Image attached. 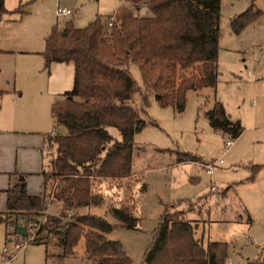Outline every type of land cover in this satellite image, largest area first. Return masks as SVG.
Returning <instances> with one entry per match:
<instances>
[{"label": "trees", "instance_id": "1", "mask_svg": "<svg viewBox=\"0 0 264 264\" xmlns=\"http://www.w3.org/2000/svg\"><path fill=\"white\" fill-rule=\"evenodd\" d=\"M125 1L134 6L145 4L150 15L138 16L130 7L120 5L109 27L96 15L81 27L65 20L56 35L51 29L44 37L43 67L52 60L68 59L76 66L74 84L50 105L51 115L64 131L47 135L56 155L49 157L41 171L43 190L48 178L59 180L54 191L61 201L59 213L46 214L45 222L37 228L57 236L61 252L52 264H61V257L72 253L80 236L92 264L130 263L121 243L104 234L114 227L112 223L74 209L101 201V193L93 188L95 178L113 179L130 173L133 135L146 122L155 123L146 117L147 93L159 106L180 112L186 90L213 86L218 80L220 0ZM19 6L11 11L20 12ZM6 11L0 0V12ZM262 14L251 3L230 18V27L238 33ZM129 63L137 65L141 86L131 76ZM204 115L211 128L232 138L243 129L220 100H214ZM178 158L199 160L189 153H180ZM169 208L164 205L138 264H225L227 242L209 240L203 245L193 234L194 224L182 217L184 211L174 208V203H169ZM44 210L42 193L27 194L19 177L5 189V210L0 213L5 234L11 232L8 226L16 224L7 221L8 215L36 219ZM106 211L118 225L135 228L137 217L127 206L111 205ZM247 219L250 221L249 215ZM247 264H264V255Z\"/></svg>", "mask_w": 264, "mask_h": 264}, {"label": "rangeland", "instance_id": "2", "mask_svg": "<svg viewBox=\"0 0 264 264\" xmlns=\"http://www.w3.org/2000/svg\"><path fill=\"white\" fill-rule=\"evenodd\" d=\"M251 3L262 10V16L240 32H233L230 18ZM18 4H21L19 9L27 11L23 24L24 16L20 20H2L0 25L6 23L12 32L21 35L22 29L30 34L41 22H50L48 26H56L53 34L56 35L67 19L81 27L99 15L104 23L115 7L125 3L123 0H3L2 6ZM56 6L68 8L71 13L57 17L55 22ZM145 8L141 5L136 12L142 14ZM219 28V76L209 100L205 99L204 90L188 89L183 109L174 112L169 106H159L151 93H147L146 117L155 123L146 122L133 135L137 145L131 163L135 177L124 180L127 187L122 186L118 191L111 190L117 186L115 179L95 178L99 183L94 180L93 188L101 193V201L74 209L100 215L112 223L114 227L104 234L121 243L130 258L129 264L142 260L158 216L164 205L170 210L169 203L184 211L182 217L194 224L193 234L201 243L207 238L227 242L225 264H247L248 260L264 255V0H220ZM128 70L141 86L137 65L129 63ZM212 97L223 103L231 118L240 120L243 129L236 138L209 126L204 111ZM62 127L57 123L51 125L57 132ZM111 131L118 134L112 128ZM227 139L232 140L229 146L225 145ZM180 153L195 155L199 160L180 161ZM47 154V161L56 155L54 145ZM219 158L222 161H214L210 173L205 172L202 163ZM58 181L57 177L46 181V192L53 189V199L49 207L45 206L43 215L30 220L26 215L7 216L8 222L36 231L31 240L27 231H11L6 235L4 221L0 220V264H52L61 252L55 234L46 229L36 230L46 214L59 213L61 201L54 196ZM111 205L127 206L137 217L135 228L118 225L106 211ZM241 208L247 209L250 223L231 221ZM220 218L223 220L219 221ZM27 221L31 224L29 228ZM14 241L25 242L13 248ZM60 263H93L84 251L83 236L73 246L72 253L61 257Z\"/></svg>", "mask_w": 264, "mask_h": 264}, {"label": "crops", "instance_id": "3", "mask_svg": "<svg viewBox=\"0 0 264 264\" xmlns=\"http://www.w3.org/2000/svg\"><path fill=\"white\" fill-rule=\"evenodd\" d=\"M123 3L125 4L121 5L130 7L135 15H150L148 8L141 2L136 6L125 0ZM141 5L146 8L142 14H139L136 9ZM4 7L7 11L0 12V23L2 20H20L27 12L24 9H20V12L11 11L16 5H5ZM25 18L26 16H24L22 24ZM54 21L56 22V20ZM49 23L41 22L34 33L30 34L25 31L23 33L22 29L23 36L22 33L19 35L17 32H12L9 29L10 25L6 23L0 25V213L5 210V189L13 185L19 177L24 180L27 194L40 195L42 193L43 176L41 171L47 163L49 147L53 146L47 141V135L52 134L50 133L51 125L57 123L49 112V105L62 99L63 91L70 89L75 82L76 66L72 59L52 60L46 67H43L41 54L44 48L43 40L45 35L55 27L54 25L51 28L48 26ZM37 37L40 39L38 40ZM15 43L18 44L15 45ZM215 84L196 89V92L204 90L205 99L209 100V93L213 94ZM216 97L210 99L211 104L208 108L211 107L214 100H219ZM135 101L138 102L137 97H135ZM231 119L240 122L239 119ZM63 131L64 128L60 132ZM56 132L55 129L53 133ZM110 132L115 138L118 137V134H114L111 130ZM136 147L137 145L134 144V148ZM134 148L132 154L135 151ZM132 176L135 177V172L131 164L128 175L113 178L117 186L111 187V190L117 189L118 191L122 186L127 187L128 183L125 184L123 181ZM225 188L228 189L229 186ZM224 195H227V190ZM233 215L230 218L231 221L250 223L247 219L249 213L246 208H241L240 212L237 211ZM221 220L223 219L220 218L219 221ZM195 228L194 226V230ZM199 238L202 239V236ZM209 240L222 239L207 238L202 244L205 245Z\"/></svg>", "mask_w": 264, "mask_h": 264}, {"label": "built area", "instance_id": "4", "mask_svg": "<svg viewBox=\"0 0 264 264\" xmlns=\"http://www.w3.org/2000/svg\"><path fill=\"white\" fill-rule=\"evenodd\" d=\"M69 13H71V11L68 9V8H65V7H59V6H56V8H55V10H54V16H55V18L57 19V17H59V16H64V15H67V14H69ZM55 19V20H56ZM113 19H114V15L113 14H110L108 17H106V19L104 20V25L106 26V27H109V26H111V23H112V21H113ZM56 30V26L55 27H53V30H52V32H53V34L56 32L55 31ZM50 133H53V129H51L50 130ZM232 143V140H230V139H227L226 141H225V145L226 146H229L230 144ZM214 161H216V162H221L222 161V158H219L218 160H212V161H210V162H203L202 163V166H203V168L205 169V172H207V173H210V171H211V167H212V164L214 163ZM52 191H53V189H52ZM52 191H48V192H46V189L45 190H43L42 191V195L44 196V198H45V206H47V207H49L50 206V204H51V200L53 199V192ZM67 215H69V213H67ZM30 220V219H29ZM45 220V217L43 218V221ZM43 221H42V223H43ZM41 223V224H42ZM26 225H27V227L29 228L30 226H31V224H30V221H27L26 222ZM25 225V226H26ZM26 228V227H25ZM38 228V227H37ZM8 230H10V231H12V232H14L13 231V226H8ZM37 231H38V229H36ZM25 231H27L28 233H29V239L28 240H31L32 238H33V236L35 235V233H36V231L34 232H32V231H30V230H28V229H25ZM30 231V232H29ZM24 242L25 241H14L13 242V248H19L20 246H22L23 244H24Z\"/></svg>", "mask_w": 264, "mask_h": 264}, {"label": "water", "instance_id": "5", "mask_svg": "<svg viewBox=\"0 0 264 264\" xmlns=\"http://www.w3.org/2000/svg\"><path fill=\"white\" fill-rule=\"evenodd\" d=\"M13 231L14 232H24L25 228L23 226H21V225L15 224L13 226Z\"/></svg>", "mask_w": 264, "mask_h": 264}]
</instances>
